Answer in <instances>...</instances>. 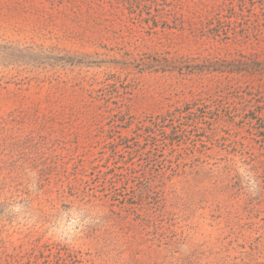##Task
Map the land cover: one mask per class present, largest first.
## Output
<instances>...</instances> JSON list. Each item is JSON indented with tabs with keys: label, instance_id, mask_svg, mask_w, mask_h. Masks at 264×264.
Instances as JSON below:
<instances>
[{
	"label": "rangeland",
	"instance_id": "obj_1",
	"mask_svg": "<svg viewBox=\"0 0 264 264\" xmlns=\"http://www.w3.org/2000/svg\"><path fill=\"white\" fill-rule=\"evenodd\" d=\"M0 264H264V0H0Z\"/></svg>",
	"mask_w": 264,
	"mask_h": 264
}]
</instances>
